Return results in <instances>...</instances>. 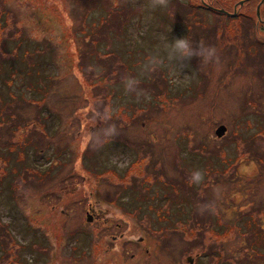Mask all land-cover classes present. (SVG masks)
<instances>
[{
  "label": "rangeland",
  "instance_id": "obj_1",
  "mask_svg": "<svg viewBox=\"0 0 264 264\" xmlns=\"http://www.w3.org/2000/svg\"><path fill=\"white\" fill-rule=\"evenodd\" d=\"M260 3L169 0L152 9L149 0H0L1 23L9 9L0 38L15 24V35L37 34L44 50L34 69L8 77L13 67L4 61L0 76V264H14L28 239L38 243L26 251L29 264L36 255V264H264ZM90 25L97 40L83 39ZM161 35L215 46L219 64L199 69L194 56L178 63L179 74L173 65L154 72L155 82L140 77L150 98L126 95L121 77L140 75L138 62L161 48ZM14 62L24 70L32 59ZM109 106L119 135L93 151L84 136L102 126L96 113ZM196 168L205 180L189 186ZM141 193L139 209H130ZM213 200L215 215L197 211ZM79 230L88 241L78 242Z\"/></svg>",
  "mask_w": 264,
  "mask_h": 264
},
{
  "label": "clouds",
  "instance_id": "obj_2",
  "mask_svg": "<svg viewBox=\"0 0 264 264\" xmlns=\"http://www.w3.org/2000/svg\"><path fill=\"white\" fill-rule=\"evenodd\" d=\"M169 0H149L148 6L152 9L167 8ZM159 40L162 42L161 48L155 52L147 53L144 58L138 62L139 76L124 75L121 77V84L123 85L126 95L134 94L137 100L142 96L150 98L149 93L140 88V77H149L152 73L163 68H171L174 65V70L178 73V63L182 61L191 60V58L199 57V69H205L209 65L219 64V55L215 46L205 45L203 41H198L195 45L192 39L188 36L173 38L169 42V37L161 35ZM161 51L163 54H161ZM179 74V73H178ZM114 111L109 107H105L96 113V121L102 122V126L95 128L94 131H88L84 136L83 143L86 147H90L93 151H100L109 144L111 139L119 135L118 125L113 119ZM205 172L203 169L196 168L189 172L187 177V184L189 186H199L205 180ZM214 194L216 199L220 198L221 187L215 186ZM200 214L208 212L215 215L218 211L216 200L207 203H201L196 206Z\"/></svg>",
  "mask_w": 264,
  "mask_h": 264
},
{
  "label": "trees",
  "instance_id": "obj_3",
  "mask_svg": "<svg viewBox=\"0 0 264 264\" xmlns=\"http://www.w3.org/2000/svg\"><path fill=\"white\" fill-rule=\"evenodd\" d=\"M189 1V0H188ZM191 3V2H189ZM200 4V3H199ZM200 6H202L200 4ZM204 7V6H202ZM205 8H209V7H205ZM211 9V8H210ZM9 13V9L6 8L5 9V14H4V17H5V20L3 23H1L4 27L7 25V15ZM103 24V23H101ZM25 27V25L22 26V28ZM84 26H82V28L80 29H86L85 27L83 28ZM111 30V32L113 34L114 33V30H116L117 27L115 28H112V27H108ZM87 31L85 34H84V37L83 39H85V36L87 35H91L92 37H94L96 40H97V37L95 36L94 34V26L90 27L88 26L87 27ZM138 32L140 33V31L142 32V28H137ZM18 30V26H16L15 24L12 25V28L10 29L9 33H7L6 35H4L3 37L0 38V76H4L6 73H7V69L6 67L4 66V61H6L7 64H10L13 68L10 69L9 71V75L8 77H13V76H16V75H19L21 72L25 71L26 69H34V66L32 67V65H35V60L38 58L37 57V53H41L43 52L44 50L41 49L39 47V45H37L35 43V38L37 36V34H33V33H26V31H22L20 32L18 35L14 34L16 31ZM117 32V31H116ZM140 34H143V33H140ZM45 37H47L45 35ZM137 49H144L145 47L142 46V45H135ZM148 47V46H147ZM150 47V45H149ZM124 48H126V46H124ZM126 50V49H125ZM27 53V55H24V53ZM135 52V50H134ZM13 53L14 56H8L9 54ZM84 53L82 52V55ZM127 54L128 56H130L132 58V53L128 52L127 51ZM126 55V53H125ZM15 56L17 59H19L20 57H22L23 59H32V62L29 66H27L24 70L23 68L17 64L15 61ZM15 58V59H14ZM13 59V60H12ZM40 59V58H38ZM35 71V70H34ZM110 76H112V70H111V74ZM153 73L151 74V76L149 77H144V79H146V81H153L155 82V79H153ZM116 80H119L120 79V75H115L113 76ZM152 77L151 80H149V78ZM51 83H52V79L51 81L49 82V85L47 87V89L49 90L50 87H51ZM112 83V82H111ZM37 87L41 88V87H44L46 88L45 86H43L42 84H37ZM113 91V90H112ZM31 92H35V88L34 87H29L25 90V93H31ZM114 93V91H113ZM0 96H2L0 94ZM3 99V97H2ZM2 146V145H1ZM11 156H8L6 159L9 160ZM9 163H12V162H8L7 161V164L5 166V168L8 166ZM15 168V166H12V169ZM5 176V174H0V181L3 179V177ZM9 192V193H8ZM6 193L7 197L9 198V195H12V191H9ZM132 192H138V191H132ZM135 200H136V203L130 208V209H139V207L137 208L136 206L139 205V200L136 199V197H141L143 198L144 194H134L132 195ZM11 200V198H9ZM145 203V202H144ZM141 209L145 210V211H151V206L149 207H144ZM23 222H25V219L23 220ZM36 227H40L38 230H37V233H43L44 235V231L42 230V227L40 225H35ZM76 231V230H75ZM74 231V232H75ZM25 232V230H24ZM84 232V231H83ZM81 230L78 231V234L76 236V239L77 238H80V241H78L79 243H83V242H86L88 241V238L90 235H87L85 233H83ZM46 239V237H43V241ZM23 241V244L20 245V247L22 248V250L20 251V256L18 255V252L16 254V257L13 259L14 260V264H29L26 260H25V257H26V251L27 250H32L34 249L33 247V244L37 243L35 239H28V240H22ZM77 241V240H76ZM38 244V243H37ZM84 245V244H82ZM0 248H3L2 246V243L0 242ZM1 252V250H0ZM1 257V256H0ZM38 259L37 255L36 257H29L27 256V260L30 262V264H36V260Z\"/></svg>",
  "mask_w": 264,
  "mask_h": 264
},
{
  "label": "water",
  "instance_id": "obj_4",
  "mask_svg": "<svg viewBox=\"0 0 264 264\" xmlns=\"http://www.w3.org/2000/svg\"><path fill=\"white\" fill-rule=\"evenodd\" d=\"M214 9H216V8H214ZM217 10L220 11V12H225V13H227V14H234V12L231 13V12H229V11L223 9V8H219V9H217ZM224 127H225L224 125H221V126L217 129V133H218V134L221 133L222 130L224 129ZM87 219L90 220V217H87Z\"/></svg>",
  "mask_w": 264,
  "mask_h": 264
},
{
  "label": "flooded vegetation",
  "instance_id": "obj_5",
  "mask_svg": "<svg viewBox=\"0 0 264 264\" xmlns=\"http://www.w3.org/2000/svg\"><path fill=\"white\" fill-rule=\"evenodd\" d=\"M264 2V0H261V3L260 4H262ZM202 6H204V7H208L207 5H203L202 4ZM210 8V7H209ZM264 19V18H263ZM258 25H257V23H256V27H257ZM90 207H91V204L89 205ZM88 212H89V210H87ZM90 213V212H89Z\"/></svg>",
  "mask_w": 264,
  "mask_h": 264
}]
</instances>
